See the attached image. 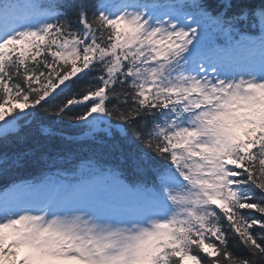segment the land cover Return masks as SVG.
Wrapping results in <instances>:
<instances>
[{"label":"snow or ice","instance_id":"6c2138e0","mask_svg":"<svg viewBox=\"0 0 264 264\" xmlns=\"http://www.w3.org/2000/svg\"><path fill=\"white\" fill-rule=\"evenodd\" d=\"M64 125L119 158L68 173ZM29 140L64 150L0 153V264H264V0H0V145Z\"/></svg>","mask_w":264,"mask_h":264},{"label":"trees","instance_id":"16d2710c","mask_svg":"<svg viewBox=\"0 0 264 264\" xmlns=\"http://www.w3.org/2000/svg\"><path fill=\"white\" fill-rule=\"evenodd\" d=\"M244 3H259V0H243ZM64 134L77 138L80 143L74 146L70 152L67 154V161L62 160L61 165L63 169L67 172H72L77 165L78 161L87 160L90 157L101 159L102 161L112 163L115 162L119 156L120 152H99L96 151L93 144L84 136L79 130L75 128H70L64 125L62 128ZM122 148L126 152L128 147L123 145ZM20 149H33L37 153L47 151V152H60L63 151V145L60 144L59 140L49 143L46 147L43 145H37L34 140H29L28 143L24 145L10 144L7 148L0 145V153L8 151L20 150ZM47 157L45 156V159ZM43 174V169L39 164H29L26 167H21L19 170L12 174V178L17 181H31L35 178L40 177ZM3 180H0V187H3Z\"/></svg>","mask_w":264,"mask_h":264}]
</instances>
